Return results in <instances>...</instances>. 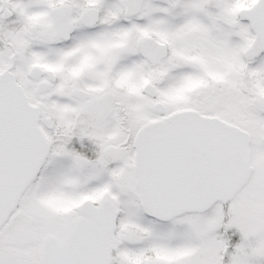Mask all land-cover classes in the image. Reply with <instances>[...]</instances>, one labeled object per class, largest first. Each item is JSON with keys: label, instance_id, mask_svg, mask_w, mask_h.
Returning a JSON list of instances; mask_svg holds the SVG:
<instances>
[{"label": "snow or ice", "instance_id": "1", "mask_svg": "<svg viewBox=\"0 0 264 264\" xmlns=\"http://www.w3.org/2000/svg\"><path fill=\"white\" fill-rule=\"evenodd\" d=\"M0 264H264V0H0Z\"/></svg>", "mask_w": 264, "mask_h": 264}]
</instances>
